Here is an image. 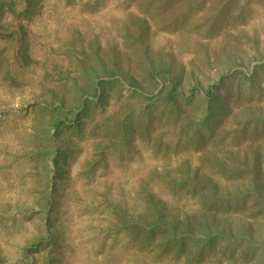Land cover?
I'll list each match as a JSON object with an SVG mask.
<instances>
[{"label": "rangeland", "instance_id": "374dc122", "mask_svg": "<svg viewBox=\"0 0 264 264\" xmlns=\"http://www.w3.org/2000/svg\"><path fill=\"white\" fill-rule=\"evenodd\" d=\"M16 3L0 16V264H252L250 256L235 262L237 253L222 254L220 244L194 262L163 249L161 234L142 246L125 230L197 217L205 192L176 186L197 171L220 189L231 187L236 180L218 170L242 155L245 143L234 148L228 137L236 119L226 120L216 143L200 146L190 139L193 129L180 130L185 119L160 116L161 108L148 114L155 120L150 143L131 137L118 150L114 136L95 126L139 111L142 96L173 78L181 97L191 95L177 105L192 118L199 110L194 88L234 70L250 76L257 64L261 90L239 106L249 117L264 116V0H42L28 19ZM243 75L231 77V90L247 92ZM111 79L120 85L103 89L99 104L96 84ZM128 79L141 96H131ZM86 100L89 116L74 131ZM55 143L63 154L56 163ZM255 145L264 151V138ZM250 208L231 209L230 224L242 217L254 227L260 219ZM258 256L264 264V239Z\"/></svg>", "mask_w": 264, "mask_h": 264}, {"label": "trees", "instance_id": "16d2710c", "mask_svg": "<svg viewBox=\"0 0 264 264\" xmlns=\"http://www.w3.org/2000/svg\"><path fill=\"white\" fill-rule=\"evenodd\" d=\"M18 1L24 3V9L19 15L28 19L34 14L42 0H10V2L0 0V16L4 13L5 7H9V10L14 12L13 7ZM261 66L262 64L255 65L250 76L243 75L241 70H234L229 74L222 75L217 82L204 89L194 88L200 92L196 101L199 110L193 111L194 117L192 118L189 115L186 117L188 113L186 108L177 105L180 101L189 103L192 99L191 95L181 97L176 91L177 79L173 78L165 88L159 90L156 94L149 97L142 96L145 106L139 111L124 116V118L113 122L111 126H95V130H99L98 134L114 136L116 140L111 147L118 150L125 147L131 137H140L150 143L155 139L153 134L155 132V120L148 114L150 109L155 107L157 111L158 108H161L159 110L160 116L167 112L174 114L175 120L185 119L181 123L180 130L192 133L190 131L193 129L190 139H194L198 146L205 140L209 144L216 143L218 138L229 128L226 127V123L230 118L236 119V127L228 136L231 137L234 148H240L245 143L242 155L232 162L231 167H227L226 163L223 165L219 162L221 168L218 171L232 182L236 180L231 187L220 189L219 183L212 182L199 171L196 172L193 179L186 177L184 181L176 184V186H179L180 191L192 192L193 194L196 191L205 192L206 196L202 200L203 205L197 217L183 220L174 219L163 224L143 227L137 223H130L125 230L131 234L133 241L143 246L150 242L154 234H161L164 241L162 244L163 249H172L177 256L189 254L194 262L201 261L210 248L213 249L216 244H220L222 254L229 253L231 257V255L237 253L235 262H246L250 256L253 260L252 264H262L263 260L260 256L255 260L254 258L258 254L259 244L264 239V151L255 148V143L264 138V116L249 117L246 115V106H239L240 99L243 96L252 97L260 92L261 85L255 77L258 68ZM151 73L153 75L155 71L152 70ZM241 75L249 81L247 92H244L239 86L238 89L231 90L233 85L231 77L240 79ZM168 79L166 78V80ZM127 81L132 93L131 96H141L138 85L129 79ZM117 85L120 84L116 79L97 82L95 87L97 102L103 105L106 99V93L103 89L107 90ZM224 88L228 90L227 94L222 96L220 91ZM88 104H90L88 100L82 102L80 106L81 114L74 120V131H82L83 122L81 120L84 115L89 116V113H87ZM103 111L105 112V110ZM199 115L201 118H198ZM56 123L57 132L51 136V139L55 142L60 141L61 138L58 131L61 122L57 121ZM53 153L55 155L53 162L56 163L63 155L57 143H55ZM246 204H250V207L255 209L254 211L259 215L260 220H254L252 217L246 216L245 219L255 221L256 225L251 227L252 222L249 223L247 220H241L242 217H236L233 221L235 226H232L230 224L232 221L228 219L229 212L234 208V210L240 211ZM257 229L259 234H255ZM240 252L242 254L238 255Z\"/></svg>", "mask_w": 264, "mask_h": 264}]
</instances>
